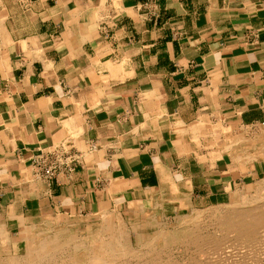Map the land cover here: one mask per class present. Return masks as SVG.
I'll return each instance as SVG.
<instances>
[{"label": "crops", "instance_id": "0c3cea01", "mask_svg": "<svg viewBox=\"0 0 264 264\" xmlns=\"http://www.w3.org/2000/svg\"><path fill=\"white\" fill-rule=\"evenodd\" d=\"M219 127H264V0H0V226L157 211L184 185L192 204L264 172L215 156ZM60 146L74 173L37 176Z\"/></svg>", "mask_w": 264, "mask_h": 264}, {"label": "rangeland", "instance_id": "374dc122", "mask_svg": "<svg viewBox=\"0 0 264 264\" xmlns=\"http://www.w3.org/2000/svg\"><path fill=\"white\" fill-rule=\"evenodd\" d=\"M214 133H215V140L217 143H215L214 147L211 145V150L214 148V150L217 151V153H215V156H219L220 154H224L221 151L223 149L219 150V148H222L223 146H225V144H227L231 140H233V143L240 142V140L246 141L248 143H255L260 138L263 139L264 138V127H261L259 129H256V130H253V129L251 130L250 128H243V129L231 128V129H228V128L219 127L217 129H215ZM230 136H231V138H229ZM252 138H254L255 140H253ZM233 153H235V148L233 149ZM261 159L264 160V157H261ZM261 159L260 158L254 159L253 163H257V162L261 163L263 165V168H264V162ZM231 162H232V168L233 169L240 167V166H238V163L236 161H231ZM249 170H250V168H249ZM243 174L249 175L250 172H244ZM238 178H235V183H233V184L228 182L231 186V189L229 190L230 192L232 191L231 193L229 191H226L227 190L226 188L229 187L228 183H226L225 186L222 183H220V184L217 183V185L215 184V186H216L215 188H213V186L211 185V198L209 200H206V201L193 202L192 206H193V210L195 212L193 211V212H190L189 214L187 213V211L184 214H182L181 210H180L179 203L173 202L172 204L168 203L164 209L160 208L157 211H154L155 209H153V211H152L153 206L145 204L143 206L144 212H140V214H136V212H135L134 215L128 214L124 210H122V211H105V212H101L95 216L84 217V218L70 219V218H64V217H55V218L45 217V218H40V219L34 220V221H32V223L44 222L46 220V221L52 222L54 224H57L59 227H62V228H65V227L67 228L69 225V231L74 236L77 233L78 234L79 233H85L90 226H94V227L95 226H98V227L104 226L103 223H105V220L108 217H111L110 219L112 221H114L116 228H122L123 229V233L127 237V244L129 246V249H132L131 252H133L135 254L133 256H132V254H130L129 256H126V258L124 257L123 258L124 260L119 261V263H117V264H127L129 261H130L129 262L130 264H135L136 262H137V264H145L142 262H144L145 260L148 259V256H147L148 252L147 251L149 250V248L151 250L158 251L157 253H159V254L164 252L160 256V258H158V259H162L163 264L165 263V260H166L165 264H170L173 261H174V263H172V264H264V238H263L264 235H262L264 232V225L260 226V228H259L260 230H258V233H259L258 235L261 237L257 236V238H256L257 240L254 241L255 243L253 241H250L249 243L248 242L247 243H240L239 242L240 240L237 238V236H234L235 233L233 234L232 232H228L227 230H226V232L219 230L221 228L218 226V222H219L218 220L223 219L224 216L227 213L229 214V211L231 212L232 209H238L236 207H251L252 208L256 205L263 204L261 202H264V199H263L264 198V189H263V187H261V182H260L261 178H264V172H261L260 174L254 173V175H252V176L249 175V177L245 178L244 180H242L240 178V176ZM260 198L263 200L262 201L259 200ZM257 200H259L260 202ZM240 201L244 202L242 204V206H239V205H241ZM246 202H248V203L246 204ZM216 210H217V212H216ZM109 212L111 213V215ZM146 212H151V213H146ZM196 213H198V214H196ZM101 215H102V217H101ZM151 218H152V222L149 223ZM206 218H207V220H206ZM154 220L157 222L156 224H155ZM64 224H66V225H64ZM116 224H118V225H116ZM186 229H194V230H192V232H194V234L196 232V235H197V233H199L198 235H201L200 238L202 239V243L200 244V247L199 246H197V248L194 247L196 245L194 243L191 244L192 240L189 242L185 241V239H184L185 235H189V233H190L189 231H188L189 233L188 232L186 233ZM26 230H27V228L21 232L19 231L18 233H16V232H12L10 229L5 228L4 226H0V260H4L3 258L7 259L10 256V254H14V252H16V251H17L19 256H21L23 254L24 248H25L24 247L25 246V244H24L25 238L27 237V231ZM176 232H177V234L174 235V233H176ZM222 232H224V233H222ZM138 233H139V235H138ZM225 233H227L228 235ZM133 234H134V236H133ZM232 234H233V236H232ZM211 236L214 238H211ZM146 237H147V239H146ZM225 237L228 239H226ZM224 238L226 241L224 240ZM138 239L140 241H138ZM210 239L213 242H217V243H219L218 241L221 240L220 243L222 245L225 244V246H223V248H222V251L216 252L215 251L216 249H214V247H212L213 242L211 243V246H210V242H211ZM149 240H151L150 241L151 243L148 242ZM156 240H157V242H156ZM233 240H235V241H233ZM7 241H8V243H7ZM168 241L171 244H169ZM208 241H210V242L208 243ZM205 242H206V244H209L210 247L208 245L204 244ZM222 242H225V243H222ZM160 243H161V245H160ZM157 245H159L160 247ZM207 246L210 249L207 248ZM198 247L200 248V250ZM207 249H209V251ZM151 250H149V251H151ZM174 250L176 252H174ZM212 250L214 251V253L212 252ZM184 251H185V253H184ZM186 251H187V253H186ZM206 251H207V253H206ZM208 252H210L212 254V256L210 255V253L208 255ZM189 256H190V258H189ZM204 256H205V258H204ZM23 257L24 256H21L20 258H22L21 260L24 263ZM175 261H178V263L177 262L175 263ZM54 262L55 261H52L53 264H57L56 262L55 263ZM32 264H38V263H32ZM39 264H41V263H39Z\"/></svg>", "mask_w": 264, "mask_h": 264}, {"label": "bare ground", "instance_id": "6f19581e", "mask_svg": "<svg viewBox=\"0 0 264 264\" xmlns=\"http://www.w3.org/2000/svg\"><path fill=\"white\" fill-rule=\"evenodd\" d=\"M229 138H231V136ZM254 138H252V139L255 140ZM234 148H235V153H233V149ZM222 152H225V153L229 154L232 157V160L233 161H236L238 163V165H240L241 168H245L246 166L247 167H250V166L253 165V160L254 159H256V158H260L261 159V157H264V138L263 139L260 138L255 143H248V142L242 141V140H240V142L233 143V140H231L230 142H228L226 144V146L223 148ZM262 161L264 162V160H262ZM242 173H244V172H242ZM186 180H189V179L187 178ZM260 182H261V187H263V189H264V178H261V181ZM226 189H227L226 191H229L231 189L230 184H229V187H227ZM189 193H191L190 192V187L188 185H184V186L181 187V190H178V188H177V190H175V192L172 194L173 195V198H171V200H178L180 202V210H181V213L182 214H184L186 211H187L188 214L190 212H193L194 211L193 210V206H192L193 203L191 204V202H190ZM159 197H160V194H159ZM263 199L260 198L259 200L262 201ZM259 200H257V201H259ZM157 202H158V200H157ZM243 203H244L243 201L242 202L240 201V204L241 205H239V206H242ZM247 203L248 202H246V204ZM261 203H263V204L256 205V206H254L252 208L251 207H236L238 209H232V210L229 208L231 210V212L229 211V214L227 213L224 216L223 219H219L218 220L219 221L218 222V226L221 228L219 230L224 231V232H226V230H227L228 232H232L233 234L235 233L234 236H237V238L240 240L239 241L240 243H247V242L249 243L250 241H253L254 242L255 240H257L256 239L257 236H259L258 235L259 234L258 233V230H260L259 229L260 226H263L264 225V202H261ZM12 207H14V205H12ZM153 209H155L154 206L152 208V211H153ZM216 212H217V210H216ZM146 213H151V212H146ZM196 214H198V213H196ZM20 215H19V217H20ZM110 215H111V213H110ZM101 217H102V215H101ZM108 218L105 220V223H103L104 226H99V227L98 226H95V227L94 226H90L85 233H79V234L77 233L74 236L69 231V225H68L67 228L66 227L65 228H62V227H59L57 224H54V223L49 222V221H46V220L44 222H35V223H32L31 222L26 227L27 228V230H26L27 231V237L25 238V243H24L25 244V246H24L25 248H24V252L21 255V256H24L23 257L24 258V263L21 260L22 258H20L21 256H19L18 253H17V251H16V252H14V254H10V256L7 259L3 258L4 260H0V264H32V263H38V264L39 263H41V264H50L51 263V264H53L52 261H55L57 264H117V263H119V261H123L124 260L123 259L124 257L126 258V256H129L130 254H132V256L135 255V254L133 252H131L132 249H129V246L127 244V237L123 233V229L122 228H116V226L114 224V221H112L110 219L111 217H108ZM206 220H207V218H206ZM150 222H152V218L150 219L149 223ZM156 223L157 222L155 221V224ZM64 225H66V224H64ZM116 225H118V224H116ZM4 226H6V225H4ZM192 230H194V229H186V233L188 231L190 233L188 232L189 235H185L184 234L185 235V238L184 239H185L186 242L187 241L189 242V241L192 240L191 241L192 242L191 244L194 243L196 245L194 247H196V248H197V246L200 247V244L202 243V239L200 238L201 235H198L199 233H197V235H198L197 236L196 235V232L194 234V232H192ZM224 232H222V233H224ZM176 234H177V232L174 233V235H176ZM225 234H227V233H225ZM233 234H232V236H233ZM138 235H139V233H138ZM262 235H264V232H263ZM133 236H134V234H133ZM259 237H261V236H259ZM211 238H214V237L211 236ZM225 238H224V240H225ZM146 239H147V237H146ZM226 239H228V238H226ZM138 241H140V240L138 239ZM150 241L151 240H149L148 242H150ZM220 241H218L219 243H217V242H213L211 240V242L208 241V243L210 242V246H211V243L213 242L212 247H214V249H216L215 251L218 252V251H222L223 246H225V244L222 245L220 243ZM233 241H235V240H233ZM156 242H157V240H156ZM7 243H8V241H7ZM222 243H225V242H222ZM169 244H171V243L169 242ZM204 244H206V242ZM160 245H161V243H160ZM206 245L209 246V244H206ZM157 246H159V245H157ZM208 246H207V248L210 247V246L209 247ZM209 249H207V250L209 251ZM149 250H151V249L149 248ZM149 250L147 251L148 252V254H147L148 259L145 260L144 262H142V261L141 262L142 263H145V264H163L162 259H158V258H160V256L164 252H162V253L159 254V253H157L158 251H154V250L149 251ZM199 250H200V248H199ZM213 250H212V252L214 253ZM174 252H176V251L174 250ZM184 253H185V251H184ZM186 253H187V251H186ZM206 253H207V251H206ZM209 253L210 252H208V255H209ZM210 255L212 256L211 253H210ZM189 258H190V256H189ZM204 258H205V256H204ZM176 262L178 263V261H175V263ZM165 263H166V260H165ZM172 263H174V261ZM172 263H170V264H172ZM135 264H137V262Z\"/></svg>", "mask_w": 264, "mask_h": 264}, {"label": "built area", "instance_id": "2783aa9c", "mask_svg": "<svg viewBox=\"0 0 264 264\" xmlns=\"http://www.w3.org/2000/svg\"><path fill=\"white\" fill-rule=\"evenodd\" d=\"M79 162L80 157L73 150L60 146L35 159L33 167L37 176L49 180L61 174L71 175Z\"/></svg>", "mask_w": 264, "mask_h": 264}]
</instances>
